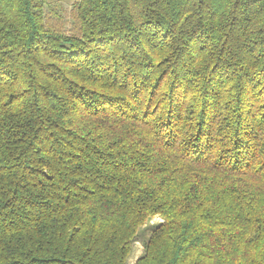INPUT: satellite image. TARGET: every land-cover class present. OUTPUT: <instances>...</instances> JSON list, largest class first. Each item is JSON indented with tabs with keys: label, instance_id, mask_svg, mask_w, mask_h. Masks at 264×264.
Masks as SVG:
<instances>
[{
	"label": "trees",
	"instance_id": "trees-1",
	"mask_svg": "<svg viewBox=\"0 0 264 264\" xmlns=\"http://www.w3.org/2000/svg\"><path fill=\"white\" fill-rule=\"evenodd\" d=\"M63 4L0 0V264H264V0Z\"/></svg>",
	"mask_w": 264,
	"mask_h": 264
},
{
	"label": "rangeland",
	"instance_id": "rangeland-1",
	"mask_svg": "<svg viewBox=\"0 0 264 264\" xmlns=\"http://www.w3.org/2000/svg\"><path fill=\"white\" fill-rule=\"evenodd\" d=\"M73 2V0H63V6L66 9L70 8L71 3ZM161 221V218L159 217H154L152 218V220H150V223H155ZM147 225H144L143 227H141L139 229V240L136 241L132 247H131V252L129 253V255L127 256L126 259V264H133L135 263L136 259L141 256L142 252H143V241L148 237V229L147 227H145Z\"/></svg>",
	"mask_w": 264,
	"mask_h": 264
}]
</instances>
